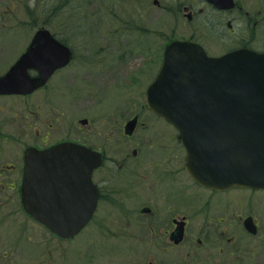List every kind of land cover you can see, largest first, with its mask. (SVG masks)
Returning <instances> with one entry per match:
<instances>
[{
  "label": "flooded vegetation",
  "instance_id": "af4514ba",
  "mask_svg": "<svg viewBox=\"0 0 264 264\" xmlns=\"http://www.w3.org/2000/svg\"><path fill=\"white\" fill-rule=\"evenodd\" d=\"M125 1L128 0H116V7H122ZM129 1L134 9L133 18L135 13L142 14L149 24L160 19L159 26L165 30L163 36L168 39L167 43L191 41L200 44L209 56L216 57L244 49L264 53V0ZM0 2H8L4 9L0 3V49L11 46L21 51L11 65L0 72L4 75L28 49L36 31L24 32L23 18L7 17L17 3L13 0ZM121 23L116 20L114 26ZM120 26L128 28L127 25ZM140 28L138 23L139 31ZM54 35L61 37L57 33ZM66 68L57 70L53 76ZM27 70L30 78L39 77L32 64ZM49 82L27 97L32 100ZM28 110L24 118H28L32 142L24 144L22 149L0 150V253H3L0 264H17L19 261L8 253L14 252L13 244L17 238L12 236L9 224L13 216L18 217L17 214L22 217L18 218L22 223L20 228H24L27 249L33 254L25 261L50 264L46 235L56 237L29 217L21 203L24 157L27 147L45 151L67 142L91 148L102 157L100 166L91 176L98 205L90 223L97 218L98 212H102L104 235L110 242L120 243L121 254L128 258L147 254V264H264V189L220 191L199 185L187 173L186 154L178 135L134 138L123 131L126 139L117 140L115 130H105L103 133L107 137L103 139L101 127L107 120L100 118L92 123L81 119L77 136L67 134L54 139L55 128L51 122L56 113L51 120H42L35 115L36 105ZM142 110L150 117L162 120L148 110L146 102ZM143 114V111L135 112L124 120V124L135 116L138 125L143 124ZM60 118H63L62 114ZM55 120L60 121L59 118ZM110 122L109 119L108 123L114 129L115 124ZM3 133L0 128L2 140L7 138ZM51 179V176L43 178L44 181ZM83 185L82 181H73L67 186L71 191L80 192ZM41 204L44 210L43 200ZM52 204L50 200L47 202V205ZM245 208H248L247 212H241ZM139 260L130 258L127 264H139Z\"/></svg>",
  "mask_w": 264,
  "mask_h": 264
},
{
  "label": "water",
  "instance_id": "95a60500",
  "mask_svg": "<svg viewBox=\"0 0 264 264\" xmlns=\"http://www.w3.org/2000/svg\"><path fill=\"white\" fill-rule=\"evenodd\" d=\"M164 53L163 67L146 99L150 110L179 131L190 176L213 189L264 188V54L244 50L209 58L200 46L179 41L168 44ZM30 58L35 64H46L37 79L28 77ZM72 58L68 46L40 29L27 52L0 77V94L31 93ZM136 121L127 124L129 135ZM25 160L24 209L59 237L71 239L96 208L91 175L101 162L100 155L67 142L39 155L28 149ZM47 175L53 176L51 181H40ZM71 181L84 183V199L68 190ZM58 185V191L43 193L54 205L42 210L40 187Z\"/></svg>",
  "mask_w": 264,
  "mask_h": 264
},
{
  "label": "rangeland",
  "instance_id": "374dc122",
  "mask_svg": "<svg viewBox=\"0 0 264 264\" xmlns=\"http://www.w3.org/2000/svg\"><path fill=\"white\" fill-rule=\"evenodd\" d=\"M13 1L17 4L7 17L23 18L26 27L22 31L30 34L40 27L57 33L73 48L75 59L64 71L54 75L45 89L32 100L27 96L0 98V128L7 137L4 140L0 138V150L10 152L11 149H22L24 144L32 142V133L27 126L28 118L25 119L24 114L34 105L37 106L35 115L42 120H51L56 113L51 122L55 128L52 134L54 139L67 134L77 136L76 129L81 119L92 123L105 118L106 124L101 127L102 138L107 137L103 133L105 130H115L117 140H124V120L139 111L144 112L141 117L143 124L138 125L134 138L178 135L170 125L150 117L142 110L146 101L145 92L159 71L162 52L168 40L163 36L165 30L159 26L160 19L156 18L157 23L149 24L146 16L142 18V14L135 13L133 18L134 9L129 0L122 7H106L113 11L103 10L105 0ZM0 3L3 9L8 4ZM116 20L128 28H123L121 24L119 28L114 26ZM17 22H20L19 19ZM138 23L141 24L140 31L137 29ZM0 52V57H3L0 58L2 73L21 51L7 46L6 50L0 49ZM43 103L45 105L42 106ZM59 113L63 115V120ZM56 118L60 121L56 122ZM109 119L110 123L115 124L114 129L109 125ZM247 209L241 212H247ZM102 216V212H98L90 226L72 241L58 240L47 233L50 264H127L130 258L140 259L139 264H147V254L129 258L121 254L120 243L110 242L104 235L105 221ZM13 217L9 224L12 236L22 244L15 239L17 243L13 244L14 252L8 253L12 254V258L19 259L17 264H31L25 261L33 254L27 249L23 238L21 220Z\"/></svg>",
  "mask_w": 264,
  "mask_h": 264
}]
</instances>
